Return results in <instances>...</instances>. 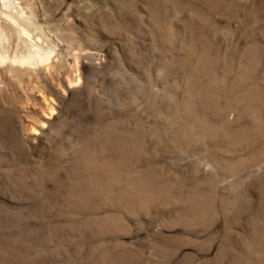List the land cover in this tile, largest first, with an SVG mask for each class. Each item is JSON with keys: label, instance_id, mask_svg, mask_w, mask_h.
<instances>
[{"label": "rangeland", "instance_id": "374dc122", "mask_svg": "<svg viewBox=\"0 0 264 264\" xmlns=\"http://www.w3.org/2000/svg\"><path fill=\"white\" fill-rule=\"evenodd\" d=\"M0 1V264H264V0Z\"/></svg>", "mask_w": 264, "mask_h": 264}, {"label": "bare ground", "instance_id": "6f19581e", "mask_svg": "<svg viewBox=\"0 0 264 264\" xmlns=\"http://www.w3.org/2000/svg\"><path fill=\"white\" fill-rule=\"evenodd\" d=\"M11 29L7 28V26H5L4 24H1V29H0V60L1 61L5 59H9L13 62L33 63L48 58L50 54L48 55L47 54L48 52H45V50L40 48V44L37 41H32L33 39L31 40L30 39L31 37L29 38L27 36V38H24V36L20 32L21 30L16 32L18 33V35L14 40L7 41V38L9 37L7 35L10 34L8 30L10 31ZM12 35L10 36L12 37Z\"/></svg>", "mask_w": 264, "mask_h": 264}]
</instances>
